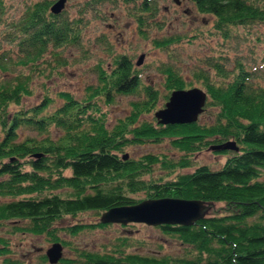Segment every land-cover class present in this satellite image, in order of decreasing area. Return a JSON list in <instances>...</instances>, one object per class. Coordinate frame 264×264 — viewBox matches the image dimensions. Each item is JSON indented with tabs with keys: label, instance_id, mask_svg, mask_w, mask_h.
<instances>
[{
	"label": "trees",
	"instance_id": "1",
	"mask_svg": "<svg viewBox=\"0 0 264 264\" xmlns=\"http://www.w3.org/2000/svg\"><path fill=\"white\" fill-rule=\"evenodd\" d=\"M101 1L87 0L78 8L83 13ZM51 2L29 0L17 17L8 18V6L0 0V230L10 224L66 244L58 233L62 229L73 234L105 222L59 225L65 216L87 209L100 214L145 196L200 198L214 203L204 217L192 224H158L195 253L156 255L118 246L108 251L84 246L74 255L63 253L53 263L42 254L44 260L38 264H264V81L254 79L256 65L248 68L238 56L226 67L221 53L205 57L206 65L202 59L193 77L208 94L203 110L211 115L203 122L197 118L159 123L154 111L169 98L171 89L194 84L172 63L163 62L165 92L159 93L157 86L141 81L140 64L129 53H115L109 64L96 62L97 81L87 82L81 96L66 86L51 92L41 83L45 90L38 101L26 102L25 97L35 91L33 73L47 75L49 68L61 74L69 47L81 45L84 36L85 14H69L64 8L53 13ZM127 2L133 4V21L142 36H147L146 28L160 26V20L153 19L159 11L158 0ZM192 2L198 11L214 17L208 34L225 41L240 34L251 36L253 25H264V0ZM177 36L149 39L165 48L179 41ZM106 37L101 35L99 40L110 51L112 44ZM262 57L264 62V52ZM119 92L133 98L128 101L129 110L113 122L103 106L115 101ZM26 126L37 134L19 131ZM227 138L237 143V150L211 148ZM163 139L179 151L178 158L155 151L131 156L126 149ZM206 147L228 154L221 166L196 164L193 170L181 171L193 163V152ZM156 166L166 168L164 174L180 172L154 178L151 173ZM138 191L146 194L137 197L134 192ZM19 219V224L12 222ZM9 244L0 234L1 255L10 252Z\"/></svg>",
	"mask_w": 264,
	"mask_h": 264
},
{
	"label": "rangeland",
	"instance_id": "2",
	"mask_svg": "<svg viewBox=\"0 0 264 264\" xmlns=\"http://www.w3.org/2000/svg\"><path fill=\"white\" fill-rule=\"evenodd\" d=\"M33 1V0H31ZM87 0H66L65 7L69 14L82 13L81 8L83 2ZM158 13L153 18L160 20L161 24L158 27L152 26L147 28V36H142L136 32L137 23L133 21L132 2L127 0H102L100 3L83 11L85 14L84 25L82 28L83 39L81 45H73L69 47L67 53V64L61 65L63 72H53L49 68L46 69L47 75L33 73L32 89L34 94L25 97V101H38V98L44 92V87L41 83H46L47 88L51 92L55 88L67 87L73 93L81 96L84 92L86 83L97 81L95 64L102 61V65L109 64L115 53H129L133 59L138 58L139 54L144 53V57L139 62L141 81L157 86L159 93L165 92L163 83L164 74L160 71L161 63H172L173 67L183 75V78L192 82V84L200 86V82L193 77L194 69L197 65L204 63L205 57L213 53H221L225 56V66H232L236 62V58L240 56L246 62V67L255 66L257 73L253 76L260 82L264 81L261 78L264 75V25H253L252 35L233 36L229 40H224L220 36L209 35V28L214 17L210 14L201 13L194 5L193 0H184L181 5H177L174 0H158ZM29 0H4L7 11L6 17H17L20 9H23L24 3ZM84 7V6H83ZM190 8V9H189ZM189 9V11H187ZM129 11L132 14H129ZM82 13V14H83ZM72 16V15H71ZM149 26V25H148ZM0 23V28H2ZM194 34V35H193ZM254 34H258L253 38ZM101 35H106L107 40L112 44L111 50L108 51V44L99 40ZM166 35H178L179 41L169 43L165 48L157 47L150 42V36L162 37ZM262 37V38H261ZM5 46V44H3ZM6 47V46H5ZM203 59V60H202ZM206 60L204 65H206ZM262 62V64H259ZM259 64V65H258ZM19 69V67H17ZM25 69V68H24ZM186 84L185 86H188ZM184 86V87H185ZM137 96V95H136ZM116 99L107 106V117L111 121H115L117 116L123 115L129 110L128 101L133 96L129 93H118ZM153 111L147 114V117L152 118ZM210 113L205 109L199 115L198 120L203 122L209 120ZM21 133L36 135L37 132L27 128L19 130ZM56 135V130H52ZM129 155L138 156L144 151H155L158 153L166 152L178 158L179 151L171 147L166 139L158 142H142L140 144H132L126 147ZM227 153H218L210 148L196 150L191 154L193 163L186 166L181 171L193 170L196 164H207L214 168L221 166L226 159ZM166 168L154 167V172L151 175L155 178L158 176H171L175 172L164 174ZM148 176V174H145ZM137 197H142L146 194L144 191L134 192ZM1 199V198H0ZM101 214L96 213L94 209L83 210L76 216H65L58 220L59 225H68L74 223H89L99 220ZM100 221V220H99ZM19 224L21 219L12 221ZM101 222V221H100ZM104 223V222H102ZM59 236L67 240L66 244H62L65 255H74L77 248L86 247L98 251L111 250L120 247L124 251H133L146 254H171L174 256L185 255L189 251L195 253L191 246L180 242L175 235L163 232L158 224L151 225L147 222H125L118 223L116 221L104 223L103 226L83 227L76 233L70 234L64 229L58 232ZM10 240V252L4 255L0 254V264H38L44 259L42 254H45L47 247L53 240L41 234H32V232H23L21 229L14 228V225L6 226L0 230ZM8 258V261L6 260Z\"/></svg>",
	"mask_w": 264,
	"mask_h": 264
},
{
	"label": "water",
	"instance_id": "3",
	"mask_svg": "<svg viewBox=\"0 0 264 264\" xmlns=\"http://www.w3.org/2000/svg\"><path fill=\"white\" fill-rule=\"evenodd\" d=\"M66 0H54L51 2L50 11L59 13L62 7H65ZM179 2L181 0H174ZM144 53L139 54L136 58V64L141 63ZM170 96L164 101L162 107L154 111L159 123H184L194 121L200 115L205 106L206 97L208 96L205 89L199 86L171 89ZM234 140L227 138L217 144H212L213 149H238ZM126 157V154H123ZM214 206L213 201H205L200 198H181L175 196L145 197L133 204H124L120 206L103 209L100 213L101 222H119L127 223L136 221L144 222L151 225L163 223L189 224L194 223L204 217ZM63 252L62 244L59 241H52L47 247L45 255L50 262H57Z\"/></svg>",
	"mask_w": 264,
	"mask_h": 264
},
{
	"label": "flooded vegetation",
	"instance_id": "4",
	"mask_svg": "<svg viewBox=\"0 0 264 264\" xmlns=\"http://www.w3.org/2000/svg\"><path fill=\"white\" fill-rule=\"evenodd\" d=\"M140 0H137V2H139ZM184 2V0H181V1H179L178 3H176L177 5L179 4V5H181L182 3ZM190 9V8H189ZM189 9H187V11H189ZM129 14L131 15L132 14V12H129ZM137 23V22H136ZM137 25H138V23H137ZM136 25V32H139V30H138V26ZM145 28L147 27V26H144ZM142 29H143V27H141ZM144 28V29H145ZM147 29V28H146ZM139 34H140V32H139Z\"/></svg>",
	"mask_w": 264,
	"mask_h": 264
}]
</instances>
